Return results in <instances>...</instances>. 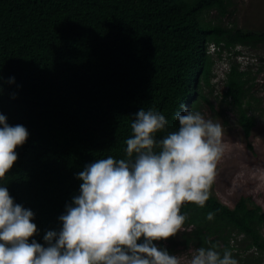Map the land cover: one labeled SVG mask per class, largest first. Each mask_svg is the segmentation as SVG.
<instances>
[{
    "label": "trees",
    "instance_id": "1",
    "mask_svg": "<svg viewBox=\"0 0 264 264\" xmlns=\"http://www.w3.org/2000/svg\"><path fill=\"white\" fill-rule=\"evenodd\" d=\"M232 4L0 0V114L29 133L0 187L33 212L37 232L29 242L44 245L45 234L62 227L59 217L79 195L77 177L86 165L108 156L126 158L130 124L141 108L154 109L168 121L157 140L178 130L175 115L183 111L181 105L200 109L212 76L210 44L232 49L264 42V28L222 23ZM211 10L216 20L207 17ZM247 74L230 65L224 96L249 139L255 117L249 111ZM208 213L214 218L207 219ZM181 214L186 220L178 233L154 242L169 254L178 244L208 247L210 240L221 252L229 249L237 264H262L264 209L249 196L229 206L210 193L203 208L185 203ZM233 230L247 241L249 256L235 250Z\"/></svg>",
    "mask_w": 264,
    "mask_h": 264
},
{
    "label": "clouds",
    "instance_id": "2",
    "mask_svg": "<svg viewBox=\"0 0 264 264\" xmlns=\"http://www.w3.org/2000/svg\"><path fill=\"white\" fill-rule=\"evenodd\" d=\"M181 108L175 115L178 130L160 140L155 137L166 128L165 116L151 108L135 113L126 158H99L78 173L79 195L59 217V231L45 234L44 245L29 242L37 232L33 212L0 187V264H180L154 242L178 233L186 220L182 205L205 206L224 137L220 123ZM28 135L23 125H9L0 114V179ZM205 243L208 247L197 248L190 264H237L229 249L221 252L210 240Z\"/></svg>",
    "mask_w": 264,
    "mask_h": 264
},
{
    "label": "rangeland",
    "instance_id": "3",
    "mask_svg": "<svg viewBox=\"0 0 264 264\" xmlns=\"http://www.w3.org/2000/svg\"><path fill=\"white\" fill-rule=\"evenodd\" d=\"M232 3V12L221 17L223 24L235 23L250 30L264 28V0H232ZM207 17L216 20V12L211 10ZM209 52L213 57V67L210 86L203 88L207 101H201L196 112L224 128L223 154L217 162L210 193L229 206H233L241 195H247L264 209V42L255 46L237 45L232 49L215 46L210 47ZM234 64L248 71L247 85L250 88L247 98L252 99L249 111L255 117L249 139L244 136L236 114L227 102L230 97L224 96L225 73ZM261 232L264 235V224ZM246 242L238 231H232L231 243L239 256L251 254V250L245 248ZM196 249L193 245L178 244L170 254L175 255L180 264H190ZM261 261L264 264V256H261Z\"/></svg>",
    "mask_w": 264,
    "mask_h": 264
}]
</instances>
